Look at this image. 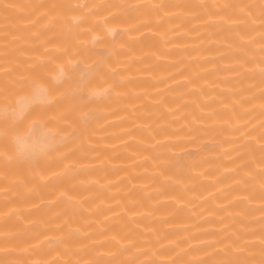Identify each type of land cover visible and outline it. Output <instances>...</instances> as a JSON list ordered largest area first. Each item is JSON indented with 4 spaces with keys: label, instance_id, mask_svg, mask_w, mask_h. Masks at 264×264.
Returning a JSON list of instances; mask_svg holds the SVG:
<instances>
[{
    "label": "bare ground",
    "instance_id": "6f19581e",
    "mask_svg": "<svg viewBox=\"0 0 264 264\" xmlns=\"http://www.w3.org/2000/svg\"><path fill=\"white\" fill-rule=\"evenodd\" d=\"M0 264H264V0H0Z\"/></svg>",
    "mask_w": 264,
    "mask_h": 264
},
{
    "label": "clouds",
    "instance_id": "9594fccd",
    "mask_svg": "<svg viewBox=\"0 0 264 264\" xmlns=\"http://www.w3.org/2000/svg\"><path fill=\"white\" fill-rule=\"evenodd\" d=\"M87 118V117H86Z\"/></svg>",
    "mask_w": 264,
    "mask_h": 264
}]
</instances>
